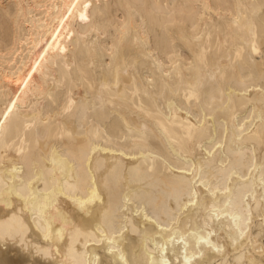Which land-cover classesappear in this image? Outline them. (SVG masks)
Segmentation results:
<instances>
[{"label":"bare ground","instance_id":"1","mask_svg":"<svg viewBox=\"0 0 264 264\" xmlns=\"http://www.w3.org/2000/svg\"><path fill=\"white\" fill-rule=\"evenodd\" d=\"M0 264H264V0H0Z\"/></svg>","mask_w":264,"mask_h":264}]
</instances>
